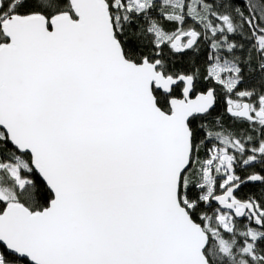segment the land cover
<instances>
[{"label": "snow or ice", "instance_id": "snow-or-ice-1", "mask_svg": "<svg viewBox=\"0 0 264 264\" xmlns=\"http://www.w3.org/2000/svg\"><path fill=\"white\" fill-rule=\"evenodd\" d=\"M0 264H264V0H0Z\"/></svg>", "mask_w": 264, "mask_h": 264}]
</instances>
